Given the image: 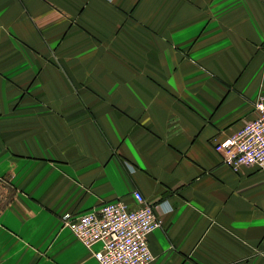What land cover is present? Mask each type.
Listing matches in <instances>:
<instances>
[{
	"label": "crops",
	"instance_id": "0c3cea01",
	"mask_svg": "<svg viewBox=\"0 0 264 264\" xmlns=\"http://www.w3.org/2000/svg\"><path fill=\"white\" fill-rule=\"evenodd\" d=\"M263 96L264 0H0V264H100L62 216L135 191L150 264H264V168L214 148Z\"/></svg>",
	"mask_w": 264,
	"mask_h": 264
},
{
	"label": "built area",
	"instance_id": "2783aa9c",
	"mask_svg": "<svg viewBox=\"0 0 264 264\" xmlns=\"http://www.w3.org/2000/svg\"><path fill=\"white\" fill-rule=\"evenodd\" d=\"M256 117L238 131L217 141L215 150L223 161L264 168V96L255 103ZM136 206L123 199L104 203L99 209L62 216L64 227L90 249L100 264H150L154 260L148 235L160 225L154 206L134 192Z\"/></svg>",
	"mask_w": 264,
	"mask_h": 264
},
{
	"label": "rangeland",
	"instance_id": "374dc122",
	"mask_svg": "<svg viewBox=\"0 0 264 264\" xmlns=\"http://www.w3.org/2000/svg\"><path fill=\"white\" fill-rule=\"evenodd\" d=\"M2 202V201H1Z\"/></svg>",
	"mask_w": 264,
	"mask_h": 264
}]
</instances>
